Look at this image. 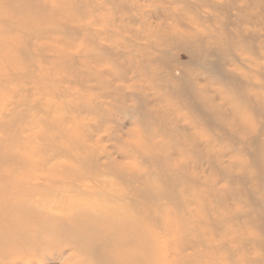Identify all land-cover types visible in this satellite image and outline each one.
<instances>
[{
  "label": "rangeland",
  "instance_id": "1",
  "mask_svg": "<svg viewBox=\"0 0 264 264\" xmlns=\"http://www.w3.org/2000/svg\"><path fill=\"white\" fill-rule=\"evenodd\" d=\"M261 259L264 0H0V264Z\"/></svg>",
  "mask_w": 264,
  "mask_h": 264
},
{
  "label": "bare ground",
  "instance_id": "2",
  "mask_svg": "<svg viewBox=\"0 0 264 264\" xmlns=\"http://www.w3.org/2000/svg\"><path fill=\"white\" fill-rule=\"evenodd\" d=\"M125 260V259H124ZM262 260V262L264 261V259H261Z\"/></svg>",
  "mask_w": 264,
  "mask_h": 264
}]
</instances>
